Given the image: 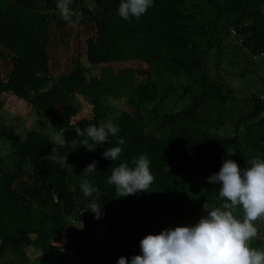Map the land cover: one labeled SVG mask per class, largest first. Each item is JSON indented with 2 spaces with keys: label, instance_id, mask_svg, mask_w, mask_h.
Wrapping results in <instances>:
<instances>
[{
  "label": "trees",
  "instance_id": "obj_1",
  "mask_svg": "<svg viewBox=\"0 0 264 264\" xmlns=\"http://www.w3.org/2000/svg\"><path fill=\"white\" fill-rule=\"evenodd\" d=\"M120 2L90 0L88 6L79 0L71 14V24L95 27L85 42V61L99 73L89 78L75 54L70 55L65 71H57L60 65L51 59L54 38L67 48L64 27L70 24L61 18L57 0H0V46L12 54L13 63L7 79L0 77V109L2 96L12 94L41 111L66 141L55 142L51 135L36 130L26 131L21 138L0 123V138L11 140L13 147L9 162L0 158V264H24L22 250L30 246L40 248L42 261L37 264H67L69 247L51 242L65 230L70 233L67 238H73L70 250L81 264H116L121 256L130 260L140 254V241L146 235L195 224L204 214L205 200L221 205L217 193L201 186L210 184L206 178L219 172L223 159L234 160L240 168L252 158L264 159V0H153L139 20L118 16ZM222 35L230 37L232 48L222 50ZM212 51L217 54L214 65L225 60L227 74L222 65L215 75L209 73ZM235 56H240L238 63L232 60ZM113 63L128 66L115 72ZM255 68L262 71L255 79L261 88L254 93L249 81L243 80L251 94L244 99L249 109L235 120L230 134L219 136L218 127L212 125H220L224 113L219 110L216 115L215 108H225L236 98L228 79L230 70L239 71L232 78L243 79L245 71ZM154 76L189 80L174 88L188 95L189 108L165 113L159 135L146 129L154 115L147 118L144 113L145 104L161 105L163 100ZM127 93L132 96L126 110L117 113L106 102ZM76 94L89 101L91 114L72 122ZM181 117L187 122L181 123ZM106 122L119 126L118 135L86 151L74 129ZM193 125L204 129L191 131ZM121 137L125 143L118 145ZM53 146L60 156H68L67 164L45 158ZM110 146L123 149L114 162L102 158ZM141 154L151 161L154 182L148 192L119 198L107 178L120 163L133 167L132 158ZM94 160L96 172L82 177ZM23 177L29 185L16 188ZM82 179L98 187L99 195L85 197ZM92 201L103 205L100 219L85 211ZM235 217L243 219V215ZM75 222L82 223V228L72 226ZM15 256L17 262H13Z\"/></svg>",
  "mask_w": 264,
  "mask_h": 264
},
{
  "label": "clouds",
  "instance_id": "obj_2",
  "mask_svg": "<svg viewBox=\"0 0 264 264\" xmlns=\"http://www.w3.org/2000/svg\"><path fill=\"white\" fill-rule=\"evenodd\" d=\"M153 0H121L117 15L124 20H137L152 6ZM71 0H57V9L61 18L72 23ZM77 137H82L81 146L92 152L99 145L109 143L110 136H117L120 129L111 122L99 126L90 124L83 130L74 129ZM66 143L64 135L57 137ZM118 145L125 143L121 137ZM123 149L120 146L108 147L102 152V158L116 161ZM233 153H228L232 155ZM46 159L67 164L68 156H60L55 146ZM151 161L146 154L132 158L133 167L120 163L112 169L107 183L115 187L119 198L148 192L154 182L150 172ZM240 168L232 159H223L217 173L208 176L207 182L219 185L216 192L222 205L213 206L205 200L202 205L204 214L193 225L166 228L159 234H148L140 241V254L131 256L130 260L121 256L116 264H264V251L249 246V241L257 238V228L253 222L264 217V159L252 158ZM97 161H92L84 168L82 177L96 172ZM80 189L85 197L99 195L88 179H82ZM242 207L243 219H237L231 209ZM103 205L95 201L86 205V210L101 218ZM68 230H66L67 233Z\"/></svg>",
  "mask_w": 264,
  "mask_h": 264
},
{
  "label": "rangeland",
  "instance_id": "obj_3",
  "mask_svg": "<svg viewBox=\"0 0 264 264\" xmlns=\"http://www.w3.org/2000/svg\"><path fill=\"white\" fill-rule=\"evenodd\" d=\"M74 0H71V14L75 13V11L78 8V2L79 0H76L75 6L73 5ZM85 3H87L88 6H90L89 2L90 0H84ZM64 29L67 31V34L65 35V42L67 43V48L64 44L59 42V38L57 36V32L54 30V34L56 38L52 40V43L49 47L50 53H51V59L53 63L59 64V69L57 71L64 70L65 67H67L69 62V57L71 54H75L79 57L80 62L85 66L87 69L86 71V77L94 76L98 77L99 69L94 67H88L85 61V42L88 38L92 37L95 33V27L93 25L83 27L75 24H68L64 27ZM229 35V34H228ZM222 35L224 40L222 41V50L225 47L232 48L231 42L228 40L230 39V35ZM211 50H216V48H212ZM221 50V51H222ZM236 58L232 59L234 62L240 61V56H235ZM217 58V54L215 51H212L210 54H208V60H207V66L208 71L211 75L216 74V70L220 69L222 65V71L227 74L229 68L226 66L225 60L219 62V66L214 65L215 60ZM239 61H238V60ZM12 54L9 53L7 49L0 46V77H2L4 80L7 79L8 74L12 68ZM114 71L117 72L118 69H122L128 64H117L113 63L111 64ZM102 66V65H101ZM134 67L138 66L143 67L142 65H138L137 63L133 64ZM234 67V65H233ZM146 68V66H144ZM237 71V72H236ZM230 77V86L235 89V95L236 98L230 101L226 107H222L221 109L215 108L216 106L210 105V107H213L217 109V112H215L216 115H219L220 112L224 113L223 121L220 125L217 123H214L212 125V128L218 127L217 134L221 137H226V135L230 134L231 128L235 123V120L243 115L248 109L249 106L246 105L244 102V99L249 97L251 94H248V90L246 87L243 86V80L249 81L250 88L253 89V92L256 93L260 88L261 84L256 81L258 75L262 74V71L259 68H255V70H248L245 71L242 78H232L233 75L239 74L238 69H231ZM155 79V88L157 89V92L160 96H163V100L161 102V105L156 103H148L144 106V113L147 118L152 117L154 115V118L151 120L154 121L150 122L149 126H146V129L150 133H155L157 135L160 134L161 129H159L160 126V118L165 113H168L170 111H176L180 109H187L189 108V97L188 95H184L182 93L181 89L174 90L175 87L181 86V85H187L189 83L188 78L180 76V77H171V76H154ZM122 93V92H118ZM123 94V93H122ZM119 99H111L106 98V102H108L110 105H112L115 109V112H119L120 110H126L129 108L128 106V98L132 96V93H127L126 95H122ZM4 99L3 107L0 109V123L5 125L8 130L12 131L14 134L19 135V137L23 138L24 133L28 130H36L40 131L42 133H46L48 135H51L53 140L55 142H61L57 139V137H61L62 135L58 132H55V130L52 128V126L49 124V122L46 120V118L43 116L42 112L29 106V104L25 103L24 100H20L13 96L12 94L4 95L2 96ZM58 111H61V107H56ZM72 109L73 114L71 121L75 122L79 120L81 117H86L91 114V104L87 99H85L80 94H76L72 97ZM152 110L153 113H151ZM181 123H186L187 119L184 117H181L180 120ZM191 125V124H190ZM201 128V129H199ZM198 129V130H197ZM204 127H199L196 125L191 126V131L196 130L197 132L203 131ZM190 130V128H189ZM13 151L12 147V141L8 138H0V158H2L6 163L9 162L8 159L11 157ZM17 186L16 188H26L29 185V180L26 177L21 178L19 181L15 183ZM201 188L204 191L210 192V193H217L216 189L218 187L213 184H203ZM223 203V202H222ZM221 203V205H222ZM221 205H216L217 207ZM215 206V204L213 205ZM233 211L234 216H242L243 210L242 207L236 206L235 208L231 209ZM254 225L258 230L259 236L257 238L249 241V246L251 248H254L259 251H264V217L257 219L254 221ZM74 227H77L78 229L82 228V223H73ZM103 230V228H101ZM54 244H64L68 242L67 239V233L66 230L59 233L55 238L51 240ZM41 251L39 247H24L22 250V256L26 258L27 262H24V264H37L38 262H41ZM18 257H13V262H17Z\"/></svg>",
  "mask_w": 264,
  "mask_h": 264
},
{
  "label": "built area",
  "instance_id": "obj_4",
  "mask_svg": "<svg viewBox=\"0 0 264 264\" xmlns=\"http://www.w3.org/2000/svg\"><path fill=\"white\" fill-rule=\"evenodd\" d=\"M70 234L68 231H67V235ZM68 239V242L64 245L68 246L69 247V253H68V256L66 257L65 256V262L67 264H81L80 262V257L77 256V255H74V253L70 250V244H72L73 242V238L71 236H69ZM63 244L59 245V246H62ZM61 251H62V248H61Z\"/></svg>",
  "mask_w": 264,
  "mask_h": 264
}]
</instances>
